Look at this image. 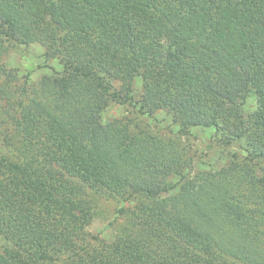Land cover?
<instances>
[{
	"label": "trees",
	"instance_id": "16d2710c",
	"mask_svg": "<svg viewBox=\"0 0 264 264\" xmlns=\"http://www.w3.org/2000/svg\"><path fill=\"white\" fill-rule=\"evenodd\" d=\"M30 44L34 82L4 62ZM0 141V264H264V0H0Z\"/></svg>",
	"mask_w": 264,
	"mask_h": 264
},
{
	"label": "rangeland",
	"instance_id": "374dc122",
	"mask_svg": "<svg viewBox=\"0 0 264 264\" xmlns=\"http://www.w3.org/2000/svg\"><path fill=\"white\" fill-rule=\"evenodd\" d=\"M43 47L39 44L18 45L11 48L4 55V62L18 69L21 75L29 74L30 81L34 82L41 74L46 72V68L39 67L42 65ZM136 88L139 90V83L136 82ZM253 96L248 98L246 108L253 107ZM130 107L110 103L101 113V119L108 122L114 119H125L132 115ZM160 117V116H159ZM141 122L152 125L147 118L139 117ZM212 129L193 128L188 135L190 152L194 158L196 169H220L229 158L227 150L222 149L217 142H212ZM7 148L0 141V153H6ZM233 150V147L231 148ZM235 150V149H234ZM99 209L87 226V231L92 235H97L105 240L111 241L114 237L113 226L110 222L114 218V212L118 204L115 201L100 202L97 204Z\"/></svg>",
	"mask_w": 264,
	"mask_h": 264
}]
</instances>
